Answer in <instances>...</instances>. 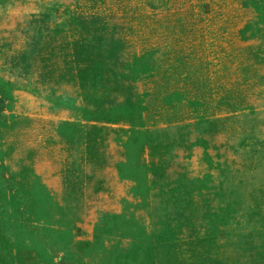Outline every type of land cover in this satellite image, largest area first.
I'll return each instance as SVG.
<instances>
[{
	"label": "rangeland",
	"instance_id": "1",
	"mask_svg": "<svg viewBox=\"0 0 264 264\" xmlns=\"http://www.w3.org/2000/svg\"><path fill=\"white\" fill-rule=\"evenodd\" d=\"M0 264H264V0H0Z\"/></svg>",
	"mask_w": 264,
	"mask_h": 264
}]
</instances>
